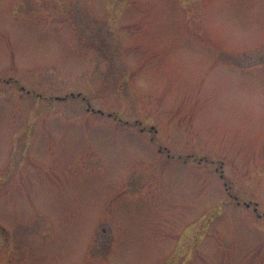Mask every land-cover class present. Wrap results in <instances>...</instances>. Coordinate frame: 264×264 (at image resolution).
<instances>
[{"label": "rangeland", "instance_id": "obj_1", "mask_svg": "<svg viewBox=\"0 0 264 264\" xmlns=\"http://www.w3.org/2000/svg\"><path fill=\"white\" fill-rule=\"evenodd\" d=\"M0 264H264V0H0Z\"/></svg>", "mask_w": 264, "mask_h": 264}]
</instances>
